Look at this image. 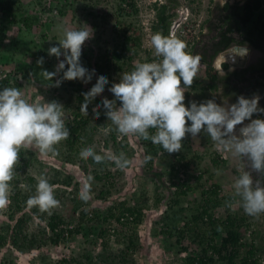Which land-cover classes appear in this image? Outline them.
Returning a JSON list of instances; mask_svg holds the SVG:
<instances>
[{
  "label": "rangeland",
  "instance_id": "rangeland-1",
  "mask_svg": "<svg viewBox=\"0 0 264 264\" xmlns=\"http://www.w3.org/2000/svg\"><path fill=\"white\" fill-rule=\"evenodd\" d=\"M19 1L20 9L16 12L17 16L32 17L34 21L33 28L31 31H19V24L7 27L6 33L8 35L17 34L18 40L24 42V45L16 48L14 58L11 61H9L6 54L0 52V75L10 72L12 74L11 82L16 81L20 84L18 89L21 90L24 98L30 103L56 101L63 104L62 100H58L59 96L63 95L66 97L71 93V87L65 83V80L62 81L60 86H54L55 81L62 77V72L53 77L52 81L46 80L41 73L43 70L54 72L59 60L64 59L63 55L59 60L54 55L50 56L48 49L52 46H58V40L63 38L65 29H83L91 32V36L85 41L82 50H84L86 45H92L94 58L98 62H102L104 59L113 60L112 53L115 48L124 50L126 55L132 56V64L152 62L159 59L154 54L150 39L153 35L152 24L155 20L152 7L154 2L160 3L161 0ZM230 1L241 2L242 0ZM208 5L212 6L213 4L212 2H208V0H194L191 3L181 1L176 10L177 15L172 22L170 34L186 42L187 48L185 51L189 53L193 42H195L197 37H200L201 22L207 14ZM41 57H43L44 62L42 65H38L37 60ZM214 62H216V65L218 64L217 61ZM66 68L67 65H65V70ZM108 74L111 77L110 86L106 85L104 91L97 96V100L92 104V109L95 105L100 104L104 98H108L109 100L114 99L113 93L108 89L113 83H118L120 76L123 74L121 75V73L115 71H110ZM208 74H214L213 68L200 63L193 84L185 89V106H190V102L192 101L199 104L209 99H215L217 103H222L224 98L219 96L222 87L216 83L217 88H209L208 85L212 81L207 77ZM96 81L95 76H92L90 82L87 84L82 83L87 90H90ZM183 86V81H181V87ZM119 104L120 102L117 101L118 106ZM100 109L104 111L102 107ZM252 119H256L254 114ZM104 121L107 122L105 126L99 125L96 127V131H89V135H92L91 140L81 149L93 147L95 151L102 152L103 154L112 153L111 142L105 147V139L109 136L108 126L110 122L107 120V117ZM245 123H248V121H245ZM123 136L118 133L116 140H119ZM124 137L129 144L128 149L131 148L133 150L130 159L132 163L123 170L117 168L115 164L111 165V162L106 163L109 169L115 171L116 188L114 189H109L92 175L91 171L93 167L89 163L86 164L85 170L80 167L78 163L79 159L76 156H74V160L71 163L66 162L63 159L65 149L62 143L56 146L58 155L49 154L44 156L35 148L22 149L21 152L26 154L24 158L28 159L29 165L25 167L22 156L19 155V162L14 169L13 180L23 182L26 173L34 175L37 179L42 175L48 177L59 172L61 174L68 173L73 175L74 180L80 182V191L85 178L91 175L94 179L91 186V199L87 203L92 209L105 208L106 205L115 199L123 200L135 194L133 196L135 197L134 200L141 199L140 202L144 207L145 216L141 223L128 222L123 230V232L125 231L126 238L119 243L114 242L110 245L114 249L124 248L131 237L136 243L135 249H127L128 259L131 264H181L180 258L182 256L198 254L199 248L191 242L189 236L181 240L180 244H175L177 231L174 229L173 224L181 227L183 222L187 221L191 214L195 212V200L199 195V190L192 189L184 196L178 195L175 184H181L184 178L188 179L191 174L195 173L196 167H208L209 172L213 174L212 180L206 179L207 175H205L202 183L205 186H208L210 182L217 183L220 186V196L231 194L232 184L239 175L242 163L239 158L225 151L206 134L200 133L197 137H192L188 134L182 141L181 151L172 154L163 151L155 160L154 167L162 173L163 182L159 183L155 178H150L145 174L143 150L139 137L133 135ZM213 158H217L219 162L220 160H225L224 165L219 162L216 166L213 165ZM178 160L179 163L184 161L189 162L187 174L179 169L175 171L169 169L170 164L180 167ZM18 166H21L22 169ZM24 168H26V173L23 171ZM245 170H248V168L246 167ZM252 176L255 180V172L252 173ZM55 187L59 186L56 185ZM63 188L61 187L57 195L61 201L65 202V208L60 209V203L57 208L73 222L75 216L71 212L70 202L68 201L71 196L67 191L63 193ZM71 188H66V190ZM156 194L161 198L158 202H155ZM60 195L65 198H61L62 196ZM74 198L77 197L74 195ZM230 208L235 211L244 212L239 199H236ZM214 212L219 216L223 214L224 205ZM7 213V207L0 209V224L8 220ZM248 217L251 222L250 230L252 232L249 235H245L246 240H254V244L260 250V256L264 257L263 214L259 217ZM37 221L38 219H35L34 223ZM95 242L96 244L98 243L97 240ZM83 246H85L84 239L78 235L75 240H66L53 246H43L25 254H21L12 248H4L0 250V264H42L39 259L35 260V258H38V255L42 254L50 260L56 261L63 256L76 254ZM182 247H186L188 251H178ZM98 249L99 246L97 244ZM96 264L98 263L96 262ZM211 264L224 263L214 261Z\"/></svg>",
  "mask_w": 264,
  "mask_h": 264
},
{
  "label": "trees",
  "instance_id": "trees-1",
  "mask_svg": "<svg viewBox=\"0 0 264 264\" xmlns=\"http://www.w3.org/2000/svg\"><path fill=\"white\" fill-rule=\"evenodd\" d=\"M189 3L194 0H185ZM179 0H161L154 2L152 9L154 10L155 20L152 24L153 34L159 32L164 36H171L170 28L177 13L174 8L180 5ZM224 10L227 13L221 21L226 26L220 31V41L215 44V52L221 51L235 39L231 36V32H238L240 38L238 44L247 43L256 49L264 51V0H247L241 7L238 3L230 5L224 4ZM20 9L19 0H0V52L6 54L11 61L14 58V52L24 42L18 40V36L6 33L7 27H12L19 24V31H31L33 28V18L30 16L18 17L16 12ZM62 13V11L60 10ZM229 33V35L227 34ZM26 44V43H25ZM190 53H194L193 44L190 48ZM92 45H86L80 57V63L89 71L95 70V78L104 75L108 78L107 86H110V71L117 73L131 72L136 64H132V56L126 55V52L121 49H114L112 53L113 60L104 59L102 62L95 60ZM202 64V63H201ZM227 67V64H223ZM208 67V66H207ZM252 72H256L254 81L251 85L254 86V91L260 90L264 95V59L257 67H251ZM211 83L209 88L216 87L217 75L208 74L207 76ZM12 74L5 72L0 75V90L4 87H20L16 81H12ZM242 76V80H244ZM66 84L71 87V93L66 97L60 95L58 100L63 101L64 119L66 127L70 130V136L67 140L62 141L64 147L63 159L71 163L74 156L79 161L81 168L86 170V164H90L92 175L96 177L103 185L109 189L116 188V175L107 167V164H96L93 161H84L79 158V152L86 143L91 140L89 131H96L99 125H106V115L104 111L99 109L100 116L96 118L92 104L97 100V97L88 105V116L81 113V105L84 101L83 93L89 91L84 86L81 80H65ZM256 118L264 119V113H254ZM94 122L93 124H91ZM108 126L109 136L105 139V147L111 142L112 153L119 154L124 152L131 159L132 149H128V142L125 137L121 140H116L118 133L114 131V126ZM92 125V126H91ZM143 150L144 171L150 178H155L159 183L163 182L162 173L154 167L155 160L164 150L153 145L150 141H144L139 138ZM122 144V145H120ZM103 154L102 152L96 151ZM31 154V152H29ZM25 167L29 165L28 159L24 158L25 153H20ZM151 156L150 160L145 162V158ZM90 160V159H89ZM217 158L212 159L213 165L218 164ZM220 164L225 163V160H220ZM114 165V163H110ZM180 167L175 164H170L169 169L175 171L181 170L185 174L189 169V162L184 161L179 163ZM20 169L21 166H18ZM26 168L23 169L24 173ZM207 175L209 181L212 180L213 174L209 172L208 167H196L195 173L189 178H184L181 184H175L178 195H186L192 189H198L199 195L196 198V210L191 214L187 221L183 222L181 227L173 224L177 231L175 244H180L181 240L187 238L199 248L198 254L185 255L180 258L181 264H211L214 261H221L224 264H262L264 257L260 256L259 248L254 244V240H246L247 231L252 232L251 222L249 217L243 212L232 210L226 206V201L231 199L230 194L220 196V186L215 182H210L208 186L202 183L204 176ZM43 176V175H42ZM44 177V176H43ZM48 182L54 188V196L60 203V209L65 208V202L59 198L58 191L64 187L63 193L70 194V208L75 220L72 222L64 214L55 208L51 215L41 213L38 208H29L26 204L27 199L35 194V187L38 179L26 173L23 182L13 180L10 182V203L7 206L8 220L0 224V250L4 248H12L13 250L25 254L32 250L39 249L43 246L58 245L64 241L75 240L76 236L80 235L84 239L83 248L76 254L63 256L54 261L50 260L45 255H38L42 264H131L128 259L127 249H135L136 243L130 237L124 248L114 249L111 243L123 241L125 237V226L128 222L141 223L144 216V207L141 205V199L136 200L135 194L126 197L123 200L115 199L105 208L92 209L88 203H83L78 198L80 182L74 180L71 174H53L45 176ZM255 178H259L258 174ZM207 180V181H208ZM59 187H55V186ZM174 185V184H173ZM69 187H72L69 190ZM74 195L77 198H74ZM62 196V195H60ZM155 196V195H154ZM65 198V197H61ZM238 199V198H237ZM66 200V199H65ZM156 194L155 202L160 201ZM177 201V200H175ZM235 200L232 201L235 202ZM61 202H63L61 204ZM224 202V204H223ZM224 205V212L220 216L214 212ZM87 208L88 211H84ZM38 219L36 223L34 220ZM264 220V214H263ZM116 224H119L118 227ZM31 225V227H30ZM124 227V228H123ZM98 241L99 249L97 250ZM182 252H187L186 247L179 248ZM33 263V262H32Z\"/></svg>",
  "mask_w": 264,
  "mask_h": 264
},
{
  "label": "clouds",
  "instance_id": "clouds-1",
  "mask_svg": "<svg viewBox=\"0 0 264 264\" xmlns=\"http://www.w3.org/2000/svg\"><path fill=\"white\" fill-rule=\"evenodd\" d=\"M225 3L226 0H220L221 6ZM90 36L91 32L87 30L65 29L58 46L48 49L50 56L54 55L59 60L63 55L64 59L59 60L54 72L41 71L43 77L52 81L62 72V77L54 83L57 87L63 80L90 82L95 70L89 71L80 63L82 46ZM150 43L159 59L137 63L134 70L123 73L119 82L108 89L114 99L104 98L94 106L95 117L99 118L102 107L114 131L150 141L169 154L181 151L182 141L188 134L192 137L206 134L242 163L226 206L230 208L232 201L238 198L246 215L259 217L264 214V119H252L254 113H264V108L258 106L259 96H239L232 104L224 98L222 103L209 99L199 104L192 101L190 106H185V89L193 84L201 56L185 51L186 42L175 36L157 32L151 36ZM43 62V57L37 60L38 65ZM214 67L222 73L221 66L214 63ZM107 84L108 78L100 75L91 89L83 93L82 115L88 116V105ZM69 136L62 104L56 101L30 103L15 87L0 90V209L10 203V182L21 150L35 148L44 156L58 155L56 146ZM79 158L84 161L91 159L96 164L111 162L121 170L132 163L124 152L99 154L93 147L81 149ZM150 159L151 156H147L145 162ZM253 172L259 178L254 180ZM93 179L91 175L86 177L78 193V198L85 204L91 199ZM26 204L51 215L59 201L54 196L53 186L41 176L35 194L27 199Z\"/></svg>",
  "mask_w": 264,
  "mask_h": 264
},
{
  "label": "flooded vegetation",
  "instance_id": "flooded-vegetation-1",
  "mask_svg": "<svg viewBox=\"0 0 264 264\" xmlns=\"http://www.w3.org/2000/svg\"><path fill=\"white\" fill-rule=\"evenodd\" d=\"M179 1L180 3L181 1L185 2V0ZM246 1L247 0H242L241 2H237L238 6L241 7ZM208 2H212L213 5L207 6V14L201 22L202 29L200 30V37H197L195 42H193L195 52L192 54H199L201 56V63L213 68L214 73L217 75L216 83L220 84L222 87V91L219 92L221 98H226L228 103L232 104L237 101L239 96L252 98L258 95L260 98L258 106L264 108L263 93L258 89L254 91L255 88L251 85V81H254V77L251 76L256 75V72H252V69H250L251 67H257L262 62L264 59V51L256 49L247 43L238 44L237 41L241 37L240 34L238 32H231V36L235 41H231L229 45L221 51L215 52V44L220 41V31L226 28L221 19L227 11L224 10V5L221 6L218 0H208ZM226 3L232 5L235 2L226 0ZM177 8L178 7L174 9L177 10ZM227 34L229 35V33ZM262 45H264V40L262 41ZM240 46L250 47L251 50H249V52L254 55L251 59L245 58V60H243L245 62L244 65H240L243 61L240 64H231L229 60L220 57L222 53L234 49L240 50ZM217 56H219V58H217ZM214 61H217V65L222 67V73L218 72L216 67H214V63L216 64ZM224 63L227 64V67L223 66ZM242 76L245 77L244 80H242ZM255 176H257V173H255Z\"/></svg>",
  "mask_w": 264,
  "mask_h": 264
},
{
  "label": "bare ground",
  "instance_id": "bare-ground-1",
  "mask_svg": "<svg viewBox=\"0 0 264 264\" xmlns=\"http://www.w3.org/2000/svg\"><path fill=\"white\" fill-rule=\"evenodd\" d=\"M253 56V53H246V50L243 51L240 49L238 52L237 50H232L226 53H222L221 58L229 60L231 64H240L243 60H245V58L251 59L253 58Z\"/></svg>",
  "mask_w": 264,
  "mask_h": 264
},
{
  "label": "water",
  "instance_id": "water-1",
  "mask_svg": "<svg viewBox=\"0 0 264 264\" xmlns=\"http://www.w3.org/2000/svg\"><path fill=\"white\" fill-rule=\"evenodd\" d=\"M240 49L243 50V51H244V50H246V51L251 50L250 47H248V46H240ZM254 53H255V52H254ZM243 62H244V61H243ZM243 62H242V64H240V65H244L245 62H244V63H243Z\"/></svg>",
  "mask_w": 264,
  "mask_h": 264
},
{
  "label": "built area",
  "instance_id": "built-area-1",
  "mask_svg": "<svg viewBox=\"0 0 264 264\" xmlns=\"http://www.w3.org/2000/svg\"><path fill=\"white\" fill-rule=\"evenodd\" d=\"M118 227H120V225L119 224H116ZM124 228V227H123ZM250 234V231H247V235H249ZM262 264H264V261H262Z\"/></svg>",
  "mask_w": 264,
  "mask_h": 264
}]
</instances>
